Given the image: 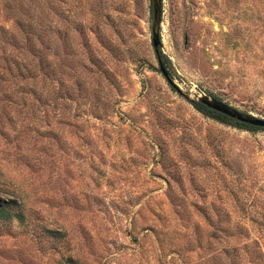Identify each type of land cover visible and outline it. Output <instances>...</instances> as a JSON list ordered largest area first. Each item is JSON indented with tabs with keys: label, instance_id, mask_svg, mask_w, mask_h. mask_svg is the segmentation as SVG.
Masks as SVG:
<instances>
[{
	"label": "rangeland",
	"instance_id": "1",
	"mask_svg": "<svg viewBox=\"0 0 264 264\" xmlns=\"http://www.w3.org/2000/svg\"><path fill=\"white\" fill-rule=\"evenodd\" d=\"M152 22V0H0V60L35 65L0 76V198L26 213L0 264H264V131L193 106L264 119V0H162L179 92Z\"/></svg>",
	"mask_w": 264,
	"mask_h": 264
},
{
	"label": "trees",
	"instance_id": "2",
	"mask_svg": "<svg viewBox=\"0 0 264 264\" xmlns=\"http://www.w3.org/2000/svg\"><path fill=\"white\" fill-rule=\"evenodd\" d=\"M15 16H16L15 27H18V30L15 34H10L8 36V40H10V43L13 47L15 46L19 47L18 50L20 54H22L23 52H27L34 57L33 55L34 48L36 47L37 40L41 36L37 34V31L36 29H34V26L31 22H25L23 17L19 14ZM30 20H32V17H30ZM19 44L21 46H19ZM159 57L164 65L165 70L167 71L169 78L172 80L171 78L172 74L169 71L170 61L161 51L159 53ZM156 58L158 61L157 55ZM34 74H35V65L32 62L22 63V60H18V57L14 55L13 56L6 55V59L3 58L0 60V76L2 77L7 75L11 78H19L20 82L23 83L26 80L34 81L35 80ZM172 88L175 89V91L179 92L175 86H172ZM214 98L221 101L217 97ZM193 106L199 112L203 113L204 115H206L211 119L216 120L217 122L247 131H264V128L254 127L251 125L241 123L221 113L211 110L208 107L198 102H193ZM23 208H24V200L20 198V196L15 197V199H8V200L0 198V225L1 224L12 225L14 222L21 224L24 223L26 220V213Z\"/></svg>",
	"mask_w": 264,
	"mask_h": 264
},
{
	"label": "water",
	"instance_id": "3",
	"mask_svg": "<svg viewBox=\"0 0 264 264\" xmlns=\"http://www.w3.org/2000/svg\"><path fill=\"white\" fill-rule=\"evenodd\" d=\"M152 7H153L152 44L155 49V53L158 57L159 69L163 74V76L166 78L167 82L170 85L175 86L173 81L169 78L167 71L165 70L164 65L159 57L160 48L162 47L161 36H160V29L162 22V0H152ZM196 102L208 107L211 110L221 113L229 118L237 120L241 123L251 125L254 127L264 128V119L254 117L252 115L244 114L239 110L215 98L211 99L207 96L199 97Z\"/></svg>",
	"mask_w": 264,
	"mask_h": 264
}]
</instances>
